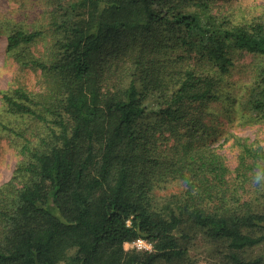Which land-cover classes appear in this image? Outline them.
Segmentation results:
<instances>
[{"label":"trees","instance_id":"trees-1","mask_svg":"<svg viewBox=\"0 0 264 264\" xmlns=\"http://www.w3.org/2000/svg\"><path fill=\"white\" fill-rule=\"evenodd\" d=\"M211 1L57 3L64 35L54 60L20 58L53 87L3 94L12 113L49 125L50 139L25 144L21 187L0 186V264H195L197 236L220 264H264L252 251L264 246V146L205 122L238 54L255 63L228 119L241 111L264 122V16L220 22ZM40 35L15 27L7 48ZM175 44L182 51L168 61ZM222 136L239 147L235 170ZM176 180L180 194L157 193ZM140 238L153 249L125 248Z\"/></svg>","mask_w":264,"mask_h":264},{"label":"rangeland","instance_id":"rangeland-1","mask_svg":"<svg viewBox=\"0 0 264 264\" xmlns=\"http://www.w3.org/2000/svg\"><path fill=\"white\" fill-rule=\"evenodd\" d=\"M70 1L75 0H0V186L12 179L11 181L16 187H21L28 179L27 176L21 174L22 172L19 173V168L29 161L25 144L28 142L32 146L43 145V137L50 139L49 125L36 117L12 113L3 99V94L4 92L11 93L16 88H24L38 96L49 92L53 87L54 77L52 75L47 76L43 70L23 64L20 58L26 54L47 62L54 60L59 47L58 41L64 35L56 21L59 19L56 5L58 2L63 5ZM211 5L208 13L220 22L227 20L233 24L249 23L258 21L264 16V0H212ZM15 27L40 31L41 35L27 45V48L21 46L22 48L8 50L7 37L10 30ZM165 42V45H168L169 40L167 39ZM175 47V50L165 57L166 60L169 61L168 57L172 58L182 51L177 44ZM166 51L167 47L163 49V53L166 54ZM235 62L236 68L233 75L230 74L224 79L222 90H220L221 97L209 106L205 122L213 126L215 133L223 127L225 129L224 136L230 135L227 133L230 131L235 134V139L240 137L264 146V122L252 121L248 114L244 116L245 112L241 111L233 118L231 116L230 121L228 119L234 113L239 97L248 85L251 64L253 63V66L255 60L253 55L238 54ZM147 91L148 89L145 90V92ZM154 97L156 94L153 95L150 92L147 101L156 100ZM151 107L156 110L153 102ZM8 128L12 131H9ZM224 136L216 144L219 151L225 156L229 167L235 170L238 165L239 147L233 137L230 141L225 142ZM182 186L181 181L176 180L164 184L156 191L163 197L177 196L181 193ZM250 190L251 186L247 188V192ZM191 242L189 243V262L220 264L216 258L209 255V245L201 236H197ZM125 248L129 251H147L152 250L153 245L150 241L140 238L125 243ZM252 251L254 255H264V246L256 247ZM72 254L73 251L70 252V255Z\"/></svg>","mask_w":264,"mask_h":264},{"label":"built area","instance_id":"built-area-1","mask_svg":"<svg viewBox=\"0 0 264 264\" xmlns=\"http://www.w3.org/2000/svg\"><path fill=\"white\" fill-rule=\"evenodd\" d=\"M141 241V240H140Z\"/></svg>","mask_w":264,"mask_h":264},{"label":"clouds","instance_id":"clouds-1","mask_svg":"<svg viewBox=\"0 0 264 264\" xmlns=\"http://www.w3.org/2000/svg\"><path fill=\"white\" fill-rule=\"evenodd\" d=\"M150 247V246H149Z\"/></svg>","mask_w":264,"mask_h":264}]
</instances>
